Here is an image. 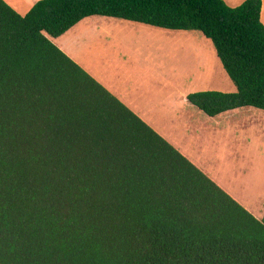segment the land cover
Wrapping results in <instances>:
<instances>
[{"label":"trees","instance_id":"16d2710c","mask_svg":"<svg viewBox=\"0 0 264 264\" xmlns=\"http://www.w3.org/2000/svg\"><path fill=\"white\" fill-rule=\"evenodd\" d=\"M262 0H0V264H264L257 218L60 49L99 15L201 31L235 92L188 101L264 110Z\"/></svg>","mask_w":264,"mask_h":264},{"label":"crops","instance_id":"0c3cea01","mask_svg":"<svg viewBox=\"0 0 264 264\" xmlns=\"http://www.w3.org/2000/svg\"><path fill=\"white\" fill-rule=\"evenodd\" d=\"M4 1L21 15H26L40 0ZM262 3L261 19L264 23V0H262ZM97 16L99 15L87 17L62 36L50 38L68 56L81 65L133 112L244 206L237 196L238 193L221 181L217 173H215L216 171L213 169L212 163H217L219 157H209L205 152H207L208 147L220 143L217 141L221 140L222 142L223 138L225 140V137H229V135H231V141L222 142L223 145L225 143H229L230 146L263 143V111L256 110L259 108L253 109L255 107H244L211 117L198 108L207 115V124L195 123L187 114V109L182 110L180 107L175 106L174 103L168 105L162 104L156 107L150 102L151 89H145V93H143L138 83L128 81L123 74L117 75L112 80L106 79L105 76L97 74L82 56L87 48L92 47L96 43L100 44L103 41L105 42L104 45L109 44L116 48L121 46L128 49L135 48L136 46L141 47L142 45L145 47L152 46L157 49V55L160 54L162 58L165 55H172L174 56L172 60H175L174 58L178 62L181 60L185 68L183 65L182 67L171 65L172 61L168 65L149 64L144 69L150 71L152 77H154L153 79L164 83L159 86V91L165 90L169 94L170 90L177 93L182 92L180 95L183 96L187 108H190V102L187 99L189 94L210 90L212 86L208 85V83L212 81L213 77H229L220 59L215 55L217 53H215L216 50L215 52L213 50L214 45L212 41L201 31L197 30H170L125 19ZM147 34L158 35L162 38V41L149 42L146 37L148 36ZM157 55L156 59L160 57ZM135 56L137 55H133L131 58L127 56L129 58L126 60V63L131 64L135 60ZM144 59L137 56L136 62L140 63ZM147 61L151 63L149 60ZM197 84L199 86H196ZM182 87H185L183 91ZM232 89L237 91L235 85ZM191 105L194 106L193 104ZM244 207L248 208L246 205ZM248 210L259 219H262L264 216V206L259 210Z\"/></svg>","mask_w":264,"mask_h":264},{"label":"rangeland","instance_id":"374dc122","mask_svg":"<svg viewBox=\"0 0 264 264\" xmlns=\"http://www.w3.org/2000/svg\"><path fill=\"white\" fill-rule=\"evenodd\" d=\"M225 2L230 6H239L245 2V0H225ZM146 37L149 42L162 41V38L158 35L149 34ZM104 43V41L100 44L96 43L92 47L87 48V50L84 51V55H82L88 65L96 71L97 74L111 80L117 75L123 74L128 81H133L136 84L138 83L143 93H145V89H151L150 102L156 107L162 104L168 105L174 103L175 106L180 107L182 110L187 109L186 112L193 122L207 124L206 114L200 111L196 106H192L191 103H189L190 108H187L183 96L180 95L182 92L177 93L176 91L170 90L169 94V92L165 90L159 91V86L164 83L153 79L154 77H152L150 71L144 69L145 66H149V64L159 66L161 64L168 65V63H172V61L173 63L171 65H179V67H182L183 62L181 60H179V62L176 58L172 60V57H174L172 55H165L162 58L160 54L157 55V49L152 46L145 47L142 45L141 47L136 46L135 48L128 49L122 46L116 48L109 44L104 45ZM213 50L215 52L214 47ZM133 55L145 59L139 63L136 62L137 56H135L136 58L131 64L126 63V60ZM156 55L160 57L156 59ZM147 60L151 63H148ZM183 67L185 68V65H183ZM228 78L225 76L213 77L212 81L208 83V85L212 86L210 90L235 92V89H232V87H234L233 82ZM196 86L199 85L197 84ZM184 89L185 87H182V91ZM256 110L264 112L262 109ZM225 141H231V135L225 137V140L223 138L222 142ZM217 142L220 143L208 147L207 152H205L209 157H219L217 163H212V167L216 171L215 173H217L221 181L238 193V198L243 202L244 206L246 205L248 207L247 209H261L262 206H264V142L240 146H230L229 143L223 145L221 140ZM252 157L253 159L251 160Z\"/></svg>","mask_w":264,"mask_h":264}]
</instances>
